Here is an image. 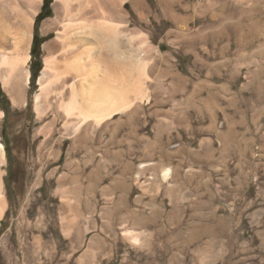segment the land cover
Here are the masks:
<instances>
[{
  "label": "rangeland",
  "instance_id": "374dc122",
  "mask_svg": "<svg viewBox=\"0 0 264 264\" xmlns=\"http://www.w3.org/2000/svg\"><path fill=\"white\" fill-rule=\"evenodd\" d=\"M54 1L32 24L28 85L0 80V264H264V0H169L177 21L127 4L109 61L143 60L148 96L75 143L34 105Z\"/></svg>",
  "mask_w": 264,
  "mask_h": 264
},
{
  "label": "bare ground",
  "instance_id": "6f19581e",
  "mask_svg": "<svg viewBox=\"0 0 264 264\" xmlns=\"http://www.w3.org/2000/svg\"><path fill=\"white\" fill-rule=\"evenodd\" d=\"M43 1L0 0V80L11 95L18 96L20 79L23 88L29 83L32 24ZM157 2L164 10L169 8L172 19L177 21L169 0ZM127 4L139 18L152 11L148 0H55L54 16L41 23L42 33L53 32L54 36L43 45L44 66L35 109L39 116L43 111L48 113L46 109L60 111L51 118L50 124H55L58 116L62 117L66 134L73 143L78 141V131L85 122L92 121L97 126L148 96L143 60L135 61L134 72L124 67L114 71L109 61L111 55H122L120 43L129 25ZM188 20L186 15L183 18L186 28ZM4 154L0 141V163L4 162ZM5 207L0 171V218Z\"/></svg>",
  "mask_w": 264,
  "mask_h": 264
},
{
  "label": "trees",
  "instance_id": "16d2710c",
  "mask_svg": "<svg viewBox=\"0 0 264 264\" xmlns=\"http://www.w3.org/2000/svg\"><path fill=\"white\" fill-rule=\"evenodd\" d=\"M41 15V13L37 16V18ZM34 40H35V37H34ZM39 58V56H37ZM40 67L37 68V70H39ZM37 74V72H33V75L35 76Z\"/></svg>",
  "mask_w": 264,
  "mask_h": 264
}]
</instances>
